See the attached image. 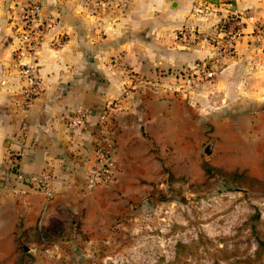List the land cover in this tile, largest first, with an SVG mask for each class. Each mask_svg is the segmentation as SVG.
Returning <instances> with one entry per match:
<instances>
[{
    "label": "crops",
    "instance_id": "0c3cea01",
    "mask_svg": "<svg viewBox=\"0 0 264 264\" xmlns=\"http://www.w3.org/2000/svg\"><path fill=\"white\" fill-rule=\"evenodd\" d=\"M108 1L95 7L86 0H0V254L35 245L61 208L84 221L97 215L120 190L142 184L141 169L152 161L157 168L160 154L167 167L186 152L193 155L192 144L206 139L207 121L227 126L228 133H214L215 142L264 133V33L257 29L264 26V0ZM27 2L41 4L59 22L37 57L43 91L24 115L12 26L18 6ZM233 10L252 17L234 57L220 62L212 83L182 87L174 73L215 51L206 44L186 47L177 33L215 34ZM59 34L68 42L53 48ZM112 101L119 105L106 132L99 117ZM76 111H85L88 123L73 131L65 119ZM24 119L28 132L22 136ZM242 124L253 129L239 131ZM101 140L116 162L114 181L87 191ZM14 161L21 178L12 172ZM46 171L52 176L49 201L29 181Z\"/></svg>",
    "mask_w": 264,
    "mask_h": 264
},
{
    "label": "rangeland",
    "instance_id": "374dc122",
    "mask_svg": "<svg viewBox=\"0 0 264 264\" xmlns=\"http://www.w3.org/2000/svg\"><path fill=\"white\" fill-rule=\"evenodd\" d=\"M205 123L193 155L167 167L160 154L157 168L141 169L142 184L120 190L100 213L66 215L72 229L22 243L0 264H264V133L215 142L227 126Z\"/></svg>",
    "mask_w": 264,
    "mask_h": 264
},
{
    "label": "built area",
    "instance_id": "2783aa9c",
    "mask_svg": "<svg viewBox=\"0 0 264 264\" xmlns=\"http://www.w3.org/2000/svg\"><path fill=\"white\" fill-rule=\"evenodd\" d=\"M108 1V0H106ZM234 0H224L232 3ZM20 15L13 21L12 34L15 42L13 60L16 63L23 82L19 107L26 115L41 95L42 82L38 73L37 57L46 39L59 22L55 16H48L43 12L39 3L27 2L20 4ZM208 12V11H205ZM246 20H252L246 13L231 11L218 25L215 34H205L198 29H183L177 33V40L186 47L206 44L214 49V55L198 60L174 76L182 79V87H193L199 83H212L218 72V66L223 59L232 58L236 53V44L243 36V25ZM259 31L264 33V26L258 25ZM68 42L66 35L59 34L51 41L53 48H62ZM118 101H112L101 110L99 123L104 131H109L111 118L118 107ZM88 114L85 111H76L66 116L69 129L76 131L86 127ZM26 120L22 122V136L28 132ZM96 159L93 167L87 174L86 189L91 191L96 187L109 186L115 177L116 162L113 158L110 145L101 140L95 147ZM12 172L21 178L17 162L12 164ZM51 173L46 171L39 176L29 179L39 190L43 191L48 199L52 197Z\"/></svg>",
    "mask_w": 264,
    "mask_h": 264
},
{
    "label": "trees",
    "instance_id": "16d2710c",
    "mask_svg": "<svg viewBox=\"0 0 264 264\" xmlns=\"http://www.w3.org/2000/svg\"><path fill=\"white\" fill-rule=\"evenodd\" d=\"M66 215H72L75 220L73 221H78L79 217L78 215L73 214L71 211L65 208H61L59 211V214L57 215L56 219L54 220V223L49 229H43L38 237H42L44 239V243H47L45 239L50 236L52 233H58V231H61L63 224H65V228L72 229L73 226V221L70 220V222H67ZM59 235V234H58ZM264 248V242L258 239V249L261 250Z\"/></svg>",
    "mask_w": 264,
    "mask_h": 264
}]
</instances>
